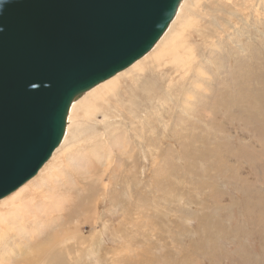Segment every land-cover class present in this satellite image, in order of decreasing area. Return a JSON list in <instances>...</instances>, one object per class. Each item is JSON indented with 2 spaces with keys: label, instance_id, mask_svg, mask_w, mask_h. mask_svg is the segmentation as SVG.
Wrapping results in <instances>:
<instances>
[{
  "label": "rangeland",
  "instance_id": "374dc122",
  "mask_svg": "<svg viewBox=\"0 0 264 264\" xmlns=\"http://www.w3.org/2000/svg\"><path fill=\"white\" fill-rule=\"evenodd\" d=\"M180 15L80 96L65 142L0 200L42 221L11 230L0 264H264V0H186Z\"/></svg>",
  "mask_w": 264,
  "mask_h": 264
},
{
  "label": "water",
  "instance_id": "95a60500",
  "mask_svg": "<svg viewBox=\"0 0 264 264\" xmlns=\"http://www.w3.org/2000/svg\"><path fill=\"white\" fill-rule=\"evenodd\" d=\"M183 0H0V200L62 142L74 100L149 53Z\"/></svg>",
  "mask_w": 264,
  "mask_h": 264
},
{
  "label": "bare ground",
  "instance_id": "6f19581e",
  "mask_svg": "<svg viewBox=\"0 0 264 264\" xmlns=\"http://www.w3.org/2000/svg\"><path fill=\"white\" fill-rule=\"evenodd\" d=\"M186 0H183L182 1V3L180 4V7L178 8V11H177V14H176V16H175V18H174V20L171 22V24H170V26H169V28L167 29V31L164 33V35L159 39L160 41H158L155 45H154V47L153 48H155V46L156 45H158L161 41H162V38L163 37H166V38H168V37H171L172 35H173V33H174V27H175V24H176V22L181 18V15H180V10H181V8H182V6H183V4H184V2H185ZM170 33H172V34H170ZM153 48H152V50H153ZM151 50V51H152ZM150 51V52H151ZM149 52V53H150ZM149 53H147V54H149ZM146 54V55H147ZM146 55H144V56H146ZM143 56V57H144ZM142 57V58H143ZM141 58V59H142ZM140 61V59L139 60H137L135 63H133L131 66H130V68L131 67H133V66H135L136 64H137V62H139ZM129 68V67H128ZM126 70V69H125ZM122 72V71H121ZM120 73V72H119ZM117 75V74H116ZM112 78V77H111ZM111 78H109V79H107V80H105V81H103V82H101L100 84L101 85H103L104 87L103 88H101V90H103V89H106V88H108L111 84L109 83V84H104V83H106L107 81H109V80H111ZM114 78V77H113ZM137 83V82H136ZM141 83V82H140ZM100 84H98V85H100ZM98 85H96L95 87H93L92 89H90L89 91H92L93 89H96V87L98 86ZM99 87V86H98ZM142 89V88H141ZM97 90H99V88H97ZM134 90V89H133ZM132 90V91H133ZM89 91H87V92H89ZM86 92V93H87ZM93 92V91H92ZM100 92V91H99ZM86 93H84V95L86 94ZM119 92H115V94H114V96H116V94H118ZM122 94H123V92H121ZM120 93V94H121ZM84 95H82V96H84ZM92 95H94V94H92ZM79 98V100H80V98L81 97H78ZM78 98H76L75 100H74V102L72 103V105H71V111L69 112L70 114H72L73 113V115H74V112H75V110L77 109L76 107L78 106V104H85L86 106H87V104L84 102V98L83 99H81L79 102H77V99ZM86 99V98H85ZM87 100V99H86ZM89 101H90V99H89ZM83 108V107H82ZM89 108H92V106H89ZM102 108H103V106H102ZM78 110H79V108H78ZM77 113V112H76ZM73 115L71 116V119H73ZM87 115H89V114H87ZM69 116V115H68ZM72 121V120H71ZM71 121L69 120H67V127L68 128H70L71 129ZM69 122V123H68ZM66 131H67V128H66ZM70 131V130H69ZM65 135H66V132H65ZM65 135H64V138H63V140H62V142L60 143V145L62 144V143H64L65 142V140H66V137H65ZM59 145V146H60ZM58 146V147H59ZM57 147V148H58ZM56 148V149H57ZM56 149L54 150V152L56 151ZM54 152H53V154H54ZM53 154H52V156H53ZM51 156V157H52ZM16 192V191H15ZM61 197V196H60ZM5 200V199H4ZM16 201H12L10 204H9V202L7 203V204H9V211H4V212H0V255H1V252H2V249H1V247H3L4 246V239H6V237L7 238H9V239H11V237L9 236L8 237V235L11 233V230H13V228L14 227H16V226H19L17 229H19L20 230V228H22L23 230L25 229V230H28V229H30L29 230V232H28V234L31 236V237H33V234H31V233H35V232H38V229L36 230H34V228L36 227V225L37 224H39L40 222H42V221H39V223H36V217H35V215L31 212V211H33V210H31V211H29V216H25V218H23V217H20L21 215H23V214H26V212L28 211V210H30L29 208H31L29 205H25V204H18V205H16ZM7 204H6V206H7ZM33 204V203H32ZM5 206V207H6ZM51 206H52V203H51V205H50V208H51ZM56 209H55V211H60L59 209H60V201H59V203L56 205V207H55ZM264 208V207H263ZM45 209H47V208H45ZM36 212H37V210H36ZM35 212V213H36ZM40 214V213H39ZM17 224V225H16ZM16 229V230H17ZM18 232V231H17ZM24 234V233H23ZM23 234H21L20 236H18L17 235V233H16V236L14 237V236H12V238H13V241L14 242H16L17 241V239H22V237L24 236ZM26 235V234H25ZM60 242V241H59ZM53 245L55 244L54 242L52 243ZM56 244H58V243H56ZM14 245V243L13 244H11V248H10V252H14L15 251V248H12V246ZM49 245V244H48ZM46 246V247H45ZM45 246H43V247H41V249H39V253H41L42 254V259L45 257V256H47V252L49 251V247L47 246V245H45ZM68 247H69V245H68ZM52 248V247H51ZM66 248V247H65ZM63 250V249H62ZM8 255H10L9 257H11V254H8ZM48 257V256H47ZM46 258V257H45ZM37 259H40V258H35V260H37ZM50 259H52V261H55V262H58V263H60V264H64L65 263V261L63 260L62 261V257H61V251H56V254H53V255H51L50 256ZM34 260V262H30V264H32V263H37L36 261ZM41 260V259H40ZM39 262V261H38Z\"/></svg>",
  "mask_w": 264,
  "mask_h": 264
}]
</instances>
